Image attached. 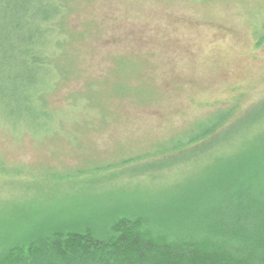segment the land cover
<instances>
[{
	"label": "rangeland",
	"instance_id": "obj_1",
	"mask_svg": "<svg viewBox=\"0 0 264 264\" xmlns=\"http://www.w3.org/2000/svg\"><path fill=\"white\" fill-rule=\"evenodd\" d=\"M69 24L82 36L50 97L56 133L0 102V237L116 207L156 214L264 155V0H80ZM203 129L201 144L160 153Z\"/></svg>",
	"mask_w": 264,
	"mask_h": 264
},
{
	"label": "trees",
	"instance_id": "obj_2",
	"mask_svg": "<svg viewBox=\"0 0 264 264\" xmlns=\"http://www.w3.org/2000/svg\"><path fill=\"white\" fill-rule=\"evenodd\" d=\"M79 1L0 0V102L26 111L45 134L58 119L50 97L74 74L82 33L69 17ZM206 132L160 153L197 146ZM250 157L192 181L156 214L116 207L97 223L50 218L0 237V264H264V155Z\"/></svg>",
	"mask_w": 264,
	"mask_h": 264
}]
</instances>
